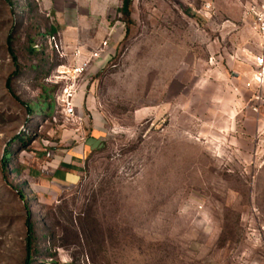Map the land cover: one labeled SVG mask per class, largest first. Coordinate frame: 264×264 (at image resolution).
<instances>
[{
	"label": "rangeland",
	"instance_id": "374dc122",
	"mask_svg": "<svg viewBox=\"0 0 264 264\" xmlns=\"http://www.w3.org/2000/svg\"><path fill=\"white\" fill-rule=\"evenodd\" d=\"M262 4L0 0V264L28 262L29 211L35 264H264ZM104 42L68 119L58 71ZM94 128L82 175L64 172Z\"/></svg>",
	"mask_w": 264,
	"mask_h": 264
},
{
	"label": "built area",
	"instance_id": "2783aa9c",
	"mask_svg": "<svg viewBox=\"0 0 264 264\" xmlns=\"http://www.w3.org/2000/svg\"><path fill=\"white\" fill-rule=\"evenodd\" d=\"M246 16L254 21L256 32L264 39V4L260 6H249ZM107 42L102 43L98 49L89 56H84L82 50L76 51L73 55L72 63L69 67H62L58 71V76L66 82V86L62 92L61 103L64 114L68 119L77 120L83 123L81 118H78L76 95L79 88V80L91 67L92 63L102 56L107 47ZM257 71L254 73L251 81L247 84L248 88H253L255 93L252 96L251 109L253 113L260 115L264 109V94L261 90L264 88V55L256 58Z\"/></svg>",
	"mask_w": 264,
	"mask_h": 264
},
{
	"label": "trees",
	"instance_id": "16d2710c",
	"mask_svg": "<svg viewBox=\"0 0 264 264\" xmlns=\"http://www.w3.org/2000/svg\"><path fill=\"white\" fill-rule=\"evenodd\" d=\"M39 37L44 38L45 36L40 35ZM12 43H13L12 42V38H10L9 41H8L9 52L11 53L13 59L16 62L17 58L15 56V51H14ZM34 52L36 54H39V53H37L38 52L37 49H34ZM42 54H44L43 50L41 51V55ZM8 88L10 90H12L11 81L8 82ZM49 100L51 101L50 97H49ZM76 106H77V104H76ZM62 108H63V106H62ZM53 109H54V104L51 102L50 104H45L43 106H39V105L36 106V108L34 110H32V112L36 113V115L42 114L44 112H47V113L51 114ZM63 113H64V111H63ZM94 150H96V148ZM12 157H13V155L9 154L8 157L2 163V172L4 174L7 171V165L11 162ZM20 198L23 201H25V202L29 201V198H27L24 193L20 194ZM34 217H35V214L32 211H29L28 212L27 221H26L27 237H26V243L25 244H26V253H27V261H28L26 264H35V263H32V259H33V254L35 253L34 246H35V241H36V235H37V232H38V228L35 225V223L33 222Z\"/></svg>",
	"mask_w": 264,
	"mask_h": 264
},
{
	"label": "crops",
	"instance_id": "0c3cea01",
	"mask_svg": "<svg viewBox=\"0 0 264 264\" xmlns=\"http://www.w3.org/2000/svg\"><path fill=\"white\" fill-rule=\"evenodd\" d=\"M262 111L264 112V109ZM84 131H86V129ZM101 136L102 134L100 130L96 128H94V130L92 131H88L87 136H86V132L80 133L78 137L79 142H77L78 146L72 150H65V152L68 153L67 155L69 158L68 160H66L67 164H65L64 161L61 160L60 164L62 166V170L64 172L69 171V173L71 174L82 175L84 159L88 155L87 153H92V151L101 142V138H102Z\"/></svg>",
	"mask_w": 264,
	"mask_h": 264
}]
</instances>
